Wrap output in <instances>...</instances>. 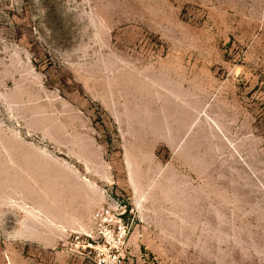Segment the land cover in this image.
Here are the masks:
<instances>
[{
  "label": "rangeland",
  "instance_id": "1",
  "mask_svg": "<svg viewBox=\"0 0 264 264\" xmlns=\"http://www.w3.org/2000/svg\"><path fill=\"white\" fill-rule=\"evenodd\" d=\"M0 264H264V0H0Z\"/></svg>",
  "mask_w": 264,
  "mask_h": 264
}]
</instances>
